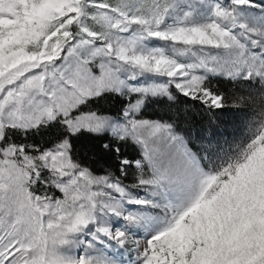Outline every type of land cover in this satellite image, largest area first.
<instances>
[{"label": "snow or ice", "instance_id": "6c2138e0", "mask_svg": "<svg viewBox=\"0 0 264 264\" xmlns=\"http://www.w3.org/2000/svg\"><path fill=\"white\" fill-rule=\"evenodd\" d=\"M0 264H264V0H0Z\"/></svg>", "mask_w": 264, "mask_h": 264}, {"label": "trees", "instance_id": "16d2710c", "mask_svg": "<svg viewBox=\"0 0 264 264\" xmlns=\"http://www.w3.org/2000/svg\"><path fill=\"white\" fill-rule=\"evenodd\" d=\"M215 83V81H214ZM105 108H108V107H112L113 110H115L116 107H119L120 106V102H119V99L113 97L111 99H109L107 101V103H104L103 105ZM146 111L151 114L153 112H159L160 109L158 106L156 105H152L150 107H148L146 109ZM220 120L222 122V125H223V131L226 133V134H230L231 131H232V124L235 120H237V115L235 113H233L232 111L230 110H225L224 112H222L220 114ZM94 141H90L88 138H81V141H80V144H83L85 146H87L89 143H93ZM79 147V145H78ZM82 151L86 150L85 149H81ZM128 154L131 156V155H134V149L133 148H128ZM129 181H130V178H129Z\"/></svg>", "mask_w": 264, "mask_h": 264}, {"label": "rangeland", "instance_id": "374dc122", "mask_svg": "<svg viewBox=\"0 0 264 264\" xmlns=\"http://www.w3.org/2000/svg\"><path fill=\"white\" fill-rule=\"evenodd\" d=\"M129 178H130V181H131V175L129 176Z\"/></svg>", "mask_w": 264, "mask_h": 264}]
</instances>
